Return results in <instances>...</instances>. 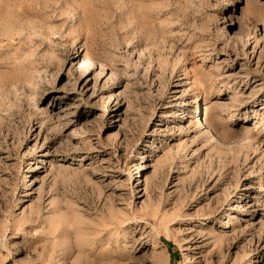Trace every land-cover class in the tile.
Returning <instances> with one entry per match:
<instances>
[{"label": "rangeland", "instance_id": "obj_1", "mask_svg": "<svg viewBox=\"0 0 264 264\" xmlns=\"http://www.w3.org/2000/svg\"><path fill=\"white\" fill-rule=\"evenodd\" d=\"M0 264H264V0H0Z\"/></svg>", "mask_w": 264, "mask_h": 264}, {"label": "bare ground", "instance_id": "obj_2", "mask_svg": "<svg viewBox=\"0 0 264 264\" xmlns=\"http://www.w3.org/2000/svg\"><path fill=\"white\" fill-rule=\"evenodd\" d=\"M83 63H87L88 61L90 62V58H89V54H87V53H85L84 55H83ZM206 113H207V111H206ZM245 140V139H244ZM245 142H246V140H245ZM243 143V142H242ZM242 143H240V144H242ZM115 248V247H114ZM121 254V253H120ZM119 255V254H118ZM120 256V255H119ZM113 257H116L115 255L113 256Z\"/></svg>", "mask_w": 264, "mask_h": 264}]
</instances>
